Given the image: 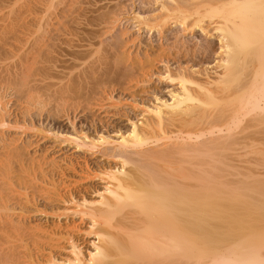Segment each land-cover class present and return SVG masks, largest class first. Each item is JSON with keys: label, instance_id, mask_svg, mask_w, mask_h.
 <instances>
[{"label": "bare ground", "instance_id": "obj_1", "mask_svg": "<svg viewBox=\"0 0 264 264\" xmlns=\"http://www.w3.org/2000/svg\"><path fill=\"white\" fill-rule=\"evenodd\" d=\"M102 1L27 0L40 36L20 58L45 65L28 68L38 84L17 81L31 86L20 98H52L71 132L29 116L10 126L0 99V128L54 142L33 153L32 135L0 133V264H264V0H139V12ZM143 31L181 36L183 50L133 58L124 41L141 46ZM153 62L163 71L150 75ZM155 72L169 89L151 103L138 94ZM114 92L127 104H109Z\"/></svg>", "mask_w": 264, "mask_h": 264}, {"label": "rangeland", "instance_id": "obj_2", "mask_svg": "<svg viewBox=\"0 0 264 264\" xmlns=\"http://www.w3.org/2000/svg\"><path fill=\"white\" fill-rule=\"evenodd\" d=\"M5 1V2H4ZM26 1V2H25ZM109 2H107V0H103L102 2H101V4L100 5H106V6H111V3L110 2H112V5H116V3H122L123 5H125V7L127 6V8L129 9V10H134V11H136V12H139V11H142L143 9H142V6L140 5V3H139V0H135V3L132 5V3H131V1L130 0H108ZM28 2H30V0H28ZM27 0H0V17H2V19L0 20V55L2 56V58H0V99H1V101H2V103H4L6 106H7V104H8V108L7 109H9L10 110V123H9V125L12 123V125H10V126H13L14 125V123H16V124H18V126L19 125H23L24 123H28L29 122V120L28 119H30V120H32L33 122H37L36 124V126H38V127H43V129L44 130H57V129H63V130H69L70 132H71V129H70V127H69V125L67 124V122L66 121H64V119L65 118H58V117H64V113L65 112H63V108H62V110H61V108L60 107H58V108H60V110L62 111V113H60L61 111L59 110V109H55L54 107H52V106H55L56 104H55V102L53 101V99L52 98H50L49 100L48 99H44L43 101L42 100H40V98H37V99H39L38 101H37V99H35L36 97H41L40 95H36V94H34L31 98H30V95H28V96H24V98H23V101H22V99L20 98V97H22V92H24L25 90H27V89H29L28 87H30L31 88V86H34L35 84L33 83V85H32V83H31V81H33L34 82V79H36V77H39L40 75L38 74L39 73V71H37V68L39 69V67L41 66V65H45L44 63H42V64H35V66L33 65V60H31L32 58L31 57H29V58H25V59H23V62H22V59L20 58L22 55H23V53H25V52H27L28 50H29V46H31L33 43H36V39L37 38H39V37H37V35L38 36H40V33H38L37 32V29H35L36 28V22H37V18H35V17H37V15L36 14H32V15H26V14H24V11H25V8L27 7L26 5H27ZM124 2V3H123ZM9 3V4H8ZM108 5H107V4ZM3 4V5H2ZM22 4V5H21ZM26 6V7H25ZM132 6V7H131ZM16 14V15H15ZM22 14V15H21ZM34 15V16H33ZM36 15V16H35ZM27 16L29 17V18H27ZM17 17V18H16ZM25 18V19H24ZM27 18V19H26ZM35 19V20H34ZM34 21H36V22H34ZM18 22V23H17ZM33 24H32V23ZM17 23V24H16ZM25 24V25H28V27H29V25H30V29H21L22 27H23V24ZM15 24L17 25V26H15ZM14 25V27H17V28H19V29H17L16 28V30L15 29H11L12 28V26ZM35 26V27H34ZM105 26H107V25H105ZM13 27V28H14ZM21 27V28H20ZM8 28V29H7ZM10 28V29H9ZM108 29H109V26L107 27ZM106 28V29H107ZM122 28V27H121ZM106 29H104L103 31H105ZM107 29V30H108ZM31 30H32V32H31ZM51 30V29H50ZM106 30V31H107ZM114 30V29H113ZM119 30H125V29H117L116 31H118L119 32ZM127 31V33L129 34V36H132V35H138L139 33H135V29H126ZM173 30H177V29H173ZM15 31V32H14ZM21 31V32H20ZM27 33H26V32ZM115 31V30H114ZM112 32V33H110V35H112L113 33H118V32ZM128 31H131V32H128ZM18 32V33H17ZM25 32V33H24ZM28 32H29V35H28ZM109 31H107V33H108ZM36 33H38L37 35H36ZM134 33V34H133ZM170 33V32H169ZM168 32H166L165 33V36L167 35V38H169V37H171V38H169V41H165V39H163L162 41H159L158 40V36L157 35H153V36H151V34H149V33H147L146 31H143L141 34H140V39H141V41H140V44H138V45H141V46H136V43H135V46L134 45H132L131 44V39L130 38H126V40L124 41L125 42V44L127 45V47H125V49H129V51L128 52H130L132 55L134 54V55H136V49L138 50V48L141 50V52H143L144 50H147V51H151V50H153V51H156L157 53L156 54H158V52L160 53V51H161V49L164 47H166L167 46V44H169V42L170 41H172V43L170 42V44L169 45H176L175 43H178L177 45L180 47V46H182V44H181V42L179 41L180 40V38H181V36H179L180 38H177V40L179 41H175L174 39L175 38H172V36H173V34L171 33V36H168V34H169ZM27 34V35H26ZM33 34V35H32ZM53 34H58V33H56V32H53ZM52 35V34H51ZM109 34H105V36H102L101 38H100V41L102 40L103 42H104V40H105V42H104V44L105 43H109V41H111V36H110ZM170 35V34H169ZM181 35H183V34H181ZM26 36V37H25ZM32 36V37H31ZM110 36V37H109ZM195 36H197V34L196 35H194V36H192V38H191V36H187V35H185V39H186V41H187V43H186V45L185 46H187V44H189L188 46H191L192 44H193V42H194V37ZM22 37H24V38H22ZM35 37H37L36 39H35ZM61 37V38H60ZM174 37V36H173ZM190 39L189 41H188V38ZM21 38V39H20ZM29 38H30V40H29ZM60 38V39H59ZM59 38H57V42H56V44H58L59 42H58V40L59 41H61V40H67L66 39V37L64 38V37H62V36H59ZM62 38H64V39H62ZM105 38V39H104ZM35 39V41L32 43V41ZM107 39H109V40H107ZM184 39V40H185ZM25 40V41H24ZM127 40L129 41V42H127ZM173 40H174V42H173ZM183 40V39H182ZM18 41V42H17ZM38 41V40H37ZM12 42V43H11ZM30 42V43H29ZM51 42L52 41H47V43L46 44H48V43H50L51 44ZM62 42V41H61ZM191 42V43H190ZM31 44V45H30ZM160 44V45H159ZM179 44H181V45H179ZM11 45H12V47H11ZM14 46V47H13ZM161 46H163V47H161ZM4 47V48H3ZM11 47V48H10ZM16 47H18L17 49H16ZM25 47V48H24ZM59 47H63V46H61V45H59ZM27 48V49H26ZM154 48L156 49V50H154ZM166 48H168V47H166ZM7 49H8V52L11 50V51H13L14 52V54H15V57H13L12 59H7L5 56L7 55V53L8 52H5V50L7 51ZM13 49H15V50H13ZM26 49V50H25ZM135 49V50H134ZM158 49H160L159 51H157ZM180 49H181V47H180ZM181 50H183V48L181 49ZM16 51H17V53H16ZM122 51V50H121ZM136 51V52H135ZM4 52L6 53V55L4 56ZM37 55V54H36ZM134 55L133 56H131V57H133V58H135L134 57ZM3 56H4V58L5 59H3ZM211 58V59H210ZM210 58H208V60L206 59V62H209V63H213V55H211L210 56ZM7 59V60H6ZM18 61H17V60ZM185 59H187L188 60V58H182L181 60H184L185 61ZM210 59V60H209ZM3 60V61H2ZM21 60V61H20ZM26 60H28V61H26ZM20 62H22V64H20ZM25 62H26V64H25ZM173 61H171V63L170 64H173L172 63ZM153 64L154 65H156V66H154L153 67ZM153 64L151 65V67L150 68H148L147 69V72L151 75V74H153L152 72H154V71H156V72H162L163 71V66H160V64H157L156 62L154 63L153 62ZM22 65V66H21ZM33 65V66H32ZM40 65V66H39ZM19 67H21L20 69H19ZM30 67L33 69V67H37L36 69H35V71H34V69H33V71L36 73V71L38 72L36 75L35 74H33L34 72L32 71V69H31V71H32V74H31V71H29V69H30ZM156 67V68H155ZM173 68L175 67V64L172 66ZM29 68V69H28ZM156 70H155V69ZM158 68V69H157ZM28 69V70H27ZM152 69V70H151ZM18 70H20L19 72H18ZM28 72V73H30V74H28V73H25V72ZM13 72V73H12ZM156 72L154 73L155 75H152V77L150 78V80L153 82V83H151V81H149L148 83H146V84H144L145 86L147 85L148 87H149V89H148V91H149V93H139L138 94V98H139V96L140 97H142L145 101H147V102H151L152 103V101H153V91H157L156 93L157 94H159V96H162V97H167V92H168V89H169V85H167V84H165L164 82V84L162 83V82H160L159 80H158V76H157V74H156ZM17 74L16 76H15V74ZM24 73V74H23ZM26 74V75H25ZM9 75H13V77H11V76H9ZM31 75V77H28V76H30ZM22 76L23 77H28V79H29V81H30V84H31V86H26V84L27 83H29V81H25V83H24V85L23 86H20V85H16V83H17V81L20 79L21 81L23 80V78H22ZM155 76V77H154ZM9 77V78H8ZM10 79L11 80V82H10V80H4V79ZM157 78V79H156ZM13 79V80H12ZM27 79V78H26ZM27 79V80H28ZM38 79H40V77L38 78ZM38 79H36L35 80V83H36V81L38 80ZM5 81H7L6 83H5ZM9 81V82H8ZM23 82H24V80H23ZM36 84H38V82L36 83ZM16 85V86H15ZM20 89V92L18 91V89ZM15 89V90H14ZM157 89V90H156ZM21 90H22V92H21ZM15 92H16V94H15ZM137 92H138V90H137ZM150 92H151V94H150ZM20 93V94H19ZM2 95V96H1ZM17 95H18V98H17ZM112 96H113V98L115 99H110V100H108L107 98V100H108V103L110 104V102L109 101H111V102H114L115 101V103L116 102H118L119 101V99L118 98H120V99H122L120 102L122 103V105H124V103L125 104H127L126 103V101H124V99H126L127 98V96H125L124 97V95H119L117 92H114L113 94H112ZM122 96V97H121ZM42 97L44 98V97H47V96H43L42 95ZM108 97V96H107ZM26 98V99H25ZM35 100H34V99ZM35 101H33V100ZM105 99V97L104 98H102V100L104 101V103H103V101H101L102 103H98V104H100V105H103V104H106L107 103V100ZM48 100V101H47ZM106 100V101H105ZM117 100V101H116ZM16 101H18L17 103H16ZM20 101V102H19ZM23 102V105H21L22 104V102ZM33 101V102H32ZM41 103H40V102ZM15 102V103H14ZM47 102V103H46ZM128 103H130L129 102V99H128V101H127ZM7 103V104H6ZM40 104V105H38V104ZM53 103V104H52ZM107 103V104H108ZM17 104V105H16ZM25 104V105H24ZM32 104V105H31ZM47 106H46V105ZM52 104V105H51ZM66 104H68V102L66 103ZM25 106V107H24ZM27 106V107H26ZM31 106V107H30ZM42 106L44 107V108H42ZM32 107H34V108H32ZM47 107V108H46ZM56 107V106H55ZM19 108H20V110H19ZM27 110V112H22V111H25V109ZM32 108V109H31ZM52 108H53V110L54 111H51L50 112V110H52ZM121 107H119L118 109H120ZM23 109V110H22ZM30 111H29V110ZM38 109V110H37ZM41 109H43V110H41ZM65 109V108H64ZM14 110H15V112H14ZM22 110V111H21ZM36 110V111H35ZM41 110V111H40ZM66 110V109H65ZM64 110V111H65ZM109 110V111H108ZM107 111L108 112H112L113 111V109H108ZM38 111V112H37ZM40 111V112H39ZM56 111L58 112L57 113V116H55L54 114L56 113ZM93 111V112H92ZM92 111H91V113H95L96 111H95V109L93 108L92 109ZM95 111V112H94ZM34 112V113H33ZM36 112V113H35ZM49 112V113H48ZM136 112V111H135ZM28 113V114H27ZM31 113V114H30ZM48 113V114H47ZM54 113V114H53ZM60 113V114H59ZM17 114V115H16ZM33 114V115H32ZM46 114V115H45ZM49 114L52 116L53 115V117H57V118H52L51 116H49ZM83 114H87L88 115V111L87 112H85L84 111V113ZM136 114H137V112H136ZM16 115V116H15ZM26 116V117H23V116ZM42 115V116H41ZM48 115V116H47ZM60 115V116H59ZM63 115V116H62ZM66 115V114H65ZM21 116V117H20ZM30 118H29V117ZM80 116V115H79ZM84 116V115H83ZM103 116V115H102ZM13 117V118H12ZM36 117V118H35ZM39 117V118H38ZM81 117V119H80V121L82 120V116H80ZM16 119V120H15ZM44 119V120H43ZM51 119H53V120H51ZM84 119V118H83ZM24 120H26V121H24ZM36 120V121H35ZM77 120H79V118L77 117ZM20 121V122H19ZM49 121H50V123H49ZM54 121V122H53ZM22 122H24V123H22ZM61 122V123H60ZM63 122V123H62ZM117 122H119V123H122V124H120L122 127H126V122L124 123V122H120V121H117ZM83 124H84V127H83V129L85 130V131H90L91 130V128H89V127H87L88 125L86 124V123H84V121L82 122ZM83 124L82 125H79L78 124V122H77V128L78 127H82L83 126ZM59 125H61V126H59ZM47 128H46V127ZM65 127V128H64ZM127 128V127H126ZM79 129V128H78ZM29 130H10V131H8V129H2V128H0V133H1V135H3V132H4V134L6 135V136H8V137H13V138H16V139H18V141H17V145H19L21 142V140H23V139H25L26 138V136H29V137H31V135H32V137L30 138V140H32V141H35V142H38V143H36V146L34 145V146H32L31 148V151L33 152V153H35L36 151H38V150H40L42 147H47V146H52V145H54L53 143V140H50V141H46V140H44V139H41V140H39V138H36V137H34L33 135V132L31 133V131H29ZM91 133H93L92 132V130L90 131ZM10 134H11V136H10ZM34 138V139H33ZM35 139H37V140H35ZM39 140V141H38ZM52 142V144H50ZM68 149H70L71 150V148H66V151L68 150ZM71 152H72V150L69 152H67L66 154H68V155H70L71 154ZM89 158H91V157H89ZM95 160L93 159L92 160V162H94ZM97 161V160H96ZM83 161H80V163L78 164V167L79 168H81V167H83L84 166V163H82ZM102 164H104L105 162H101ZM102 164H100V163H97V162H95L94 164H92V165H90V167H94L95 168V165L96 166H98V165H102ZM67 174H69V176H74V173H72V172H67ZM75 178H78V176H75ZM96 182V183H95ZM91 183H93V184H91ZM95 183V184H94ZM87 184H89V185H87ZM94 186L95 188H96V186H97V188H101L102 186H101V184H99V182L97 183V181H92V182H88V183H86V186H87V188L89 187H92V186ZM82 227V229H83V227L84 226H81ZM81 234H79V236H80ZM82 236V237H81ZM80 236V238L81 239H83L84 237H83V235H81ZM83 240H85V238L83 239ZM86 241H87V243H84L83 244V246L84 245H87L88 244V239H86ZM88 246H89V244H88Z\"/></svg>", "mask_w": 264, "mask_h": 264}]
</instances>
